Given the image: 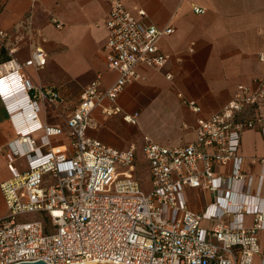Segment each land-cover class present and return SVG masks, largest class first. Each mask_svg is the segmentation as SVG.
<instances>
[{"label": "built area", "instance_id": "built-area-1", "mask_svg": "<svg viewBox=\"0 0 264 264\" xmlns=\"http://www.w3.org/2000/svg\"><path fill=\"white\" fill-rule=\"evenodd\" d=\"M145 17L140 9L134 16L122 0H109L105 67L117 77L103 89L97 76L81 90L65 131L39 120L45 104L57 107L58 95L27 74L45 66L46 53L36 47L25 60L16 57L24 36L30 40L31 17L11 32L0 29V89L15 130L7 144L11 178L0 183L7 209L0 217V264H253L260 255L264 160L255 178L238 150L245 130L259 128L264 137V78L252 87L238 85L217 113L198 118L195 139L185 146L144 136L148 193L135 176L134 145L119 151L87 135L90 114L103 100L110 103L104 114L121 113L117 97L142 81L139 65L159 70L170 58L159 42L174 28ZM185 104L200 112L193 101ZM120 119L137 125L136 115L121 113ZM36 132H42L38 141ZM17 160L23 169L14 166Z\"/></svg>", "mask_w": 264, "mask_h": 264}, {"label": "crops", "instance_id": "crops-1", "mask_svg": "<svg viewBox=\"0 0 264 264\" xmlns=\"http://www.w3.org/2000/svg\"><path fill=\"white\" fill-rule=\"evenodd\" d=\"M122 3L134 16L136 10H143L148 23L174 28L172 34L159 42V51L170 58L159 70L139 65L142 81L126 86L118 95L116 105L122 114L137 116L136 126L122 122L121 113L104 114L103 109L110 103L103 100L90 114L92 126L87 135L119 151L134 145L135 169L142 163L149 179L141 154L144 136L164 146H185L195 139L198 118L217 113L238 85L252 87L255 80L264 78V62L259 60V55L264 54V0H122ZM194 7L205 11L196 14ZM108 10L109 0H0L1 30L11 32L24 18L31 17L30 40L21 41L16 57L23 61L36 47L47 55L42 69H27L34 83L51 87L58 95L56 108L45 104L38 114L43 124L65 131L66 119L78 104L81 90L97 76L103 89L115 81L117 73L105 67ZM51 18L61 27L56 28ZM190 45L193 52L188 51ZM186 101H193L200 112L193 113ZM259 112L264 115V106ZM41 135L42 132L34 134L36 141ZM14 138L15 130L0 89V183L11 178L7 144ZM238 155L246 160V169L256 178L264 160V137L259 128L242 133ZM21 164L22 160L14 162L17 169H23ZM135 176L138 177L136 172ZM260 196L264 200V179ZM6 214L0 192V217ZM251 222L247 217L246 225ZM258 242L261 253L253 264L262 262L263 232L259 233Z\"/></svg>", "mask_w": 264, "mask_h": 264}, {"label": "rangeland", "instance_id": "rangeland-1", "mask_svg": "<svg viewBox=\"0 0 264 264\" xmlns=\"http://www.w3.org/2000/svg\"><path fill=\"white\" fill-rule=\"evenodd\" d=\"M27 40L28 36H24ZM25 51V49H24ZM135 172L137 173V176L139 177V183H140V186H141V190L144 192V193H148V191L150 190V182H149V179L147 178V174H145V167L142 163H138L137 164V168L135 169ZM33 215L31 216H27V219H33Z\"/></svg>", "mask_w": 264, "mask_h": 264}, {"label": "water", "instance_id": "water-1", "mask_svg": "<svg viewBox=\"0 0 264 264\" xmlns=\"http://www.w3.org/2000/svg\"><path fill=\"white\" fill-rule=\"evenodd\" d=\"M20 264H46L45 262L39 260L37 262H32V263H20Z\"/></svg>", "mask_w": 264, "mask_h": 264}]
</instances>
